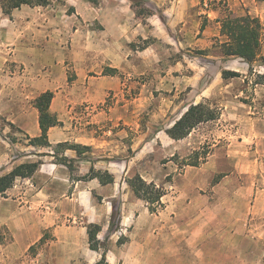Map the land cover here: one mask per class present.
Returning a JSON list of instances; mask_svg holds the SVG:
<instances>
[{
	"label": "rangeland",
	"instance_id": "rangeland-1",
	"mask_svg": "<svg viewBox=\"0 0 264 264\" xmlns=\"http://www.w3.org/2000/svg\"><path fill=\"white\" fill-rule=\"evenodd\" d=\"M144 2L133 6L130 0H49L46 6L24 5L14 10L11 19L0 7V29L7 32V37L22 38L39 49L46 44L48 34V39L62 46L70 80L75 78L71 57L80 64L99 66L107 63L109 51H127V68L122 74L126 78L124 97L118 102L108 99L99 107L108 112V106L117 103L118 115L90 124L97 136L110 131L109 136L118 139L111 144L116 152L105 156L106 164L115 173L126 167L120 192L107 200L109 208L118 212L115 220L119 228L114 233L118 239H130L131 234L120 229L125 203L129 202L136 208L131 220L142 210L149 212L133 239H179V254L185 255L188 264H264V26L262 58L250 72L243 60L226 59L221 52L220 44L226 39L217 20L231 9L227 0ZM57 28L64 32L61 37L53 35ZM10 48L1 43L0 53H8ZM2 67L3 76H23L25 70L24 64L17 67L13 62ZM223 69L241 76L224 80ZM201 102L216 110L219 117L173 144H165L164 137L157 138L190 105ZM125 105L127 111L122 108ZM13 133L2 135L8 136L10 163L0 168V174L29 161L45 162L46 155L31 150L34 146L28 145L26 136L15 129ZM137 143L140 148L148 146L144 158L137 156L140 149L133 151ZM121 148L125 150L122 154ZM196 151L207 153L206 161L199 166L187 165ZM93 152L91 148L77 158L73 173L68 169L72 180L81 176L79 162L91 160L94 167ZM23 156L32 159L18 161ZM135 156L136 161L132 159ZM53 161L57 163L55 156ZM136 174L155 179L157 183H153L164 190L163 207L157 212L152 213L135 195L127 200L122 190L124 178L127 182ZM202 176L207 183L199 184ZM79 200L85 210L64 219L67 227H86L88 215H105V201L94 190L92 195L80 194ZM43 208L40 205L35 210L41 213ZM111 221L110 214L101 222L104 226L99 224L98 238L110 239ZM44 235V239H52L51 232ZM182 239L195 240L190 244ZM40 246L33 247L31 254H36Z\"/></svg>",
	"mask_w": 264,
	"mask_h": 264
},
{
	"label": "crops",
	"instance_id": "crops-1",
	"mask_svg": "<svg viewBox=\"0 0 264 264\" xmlns=\"http://www.w3.org/2000/svg\"><path fill=\"white\" fill-rule=\"evenodd\" d=\"M227 1L231 11L256 16L260 18L264 26V0ZM13 13L14 11L8 16L10 19ZM10 22L13 24L12 20ZM55 32L53 35L56 37H61L64 33L58 28ZM9 35L14 36L11 32ZM7 36V32L0 29V44L7 43L11 46L8 53L6 51L3 54L0 53V71L3 63L7 62H13L17 67L24 64L25 70L23 76H16V74L3 76L0 72V134L2 133L0 135V168L10 163V152L6 147L9 146L6 141L8 136L2 135L15 134L13 129L30 138L41 135L40 114L35 107V101L42 93L47 91L54 93L50 112L58 117L61 125L51 127L48 131V139L52 147H31V150L35 152L46 154L47 158L35 174L31 178H18L6 195L0 196V264H96L100 261L103 251L91 250L87 228L85 226L67 227L64 219L68 216L80 215L85 210V205L80 200L77 202L80 194L92 195L93 190L105 201L106 205L102 207L105 215H97L95 218H90L93 216L88 215V223L104 226L101 222L107 221L108 216L112 215L113 211L109 208L107 200L114 198L120 192L126 167L118 174L106 164L105 156L116 152L111 144L118 142V139L110 137V131L105 132L104 136H97L90 124L101 123L107 117L113 119L118 115L120 109L117 103L114 106H108V112L99 107L108 99L117 102L123 99L126 78L122 74L127 68L126 57L124 60V54L127 51H122L123 54L109 51L105 60L107 63L99 64V66L92 63L80 64L76 61V57H71V68L75 72V78L70 80L69 66L66 64V55L61 50L62 46L58 45L59 43L57 44L53 38L48 39V34H45L46 44L42 49L34 47L31 42L26 43L22 38ZM42 41L39 39L38 42ZM105 69L108 71L114 69L116 72L104 73ZM122 108L128 110L126 105ZM162 137L165 138V144L177 142L165 132L157 136L160 139ZM60 143L79 144L92 148L94 152L90 156L95 160L94 167L113 174L114 183L102 185L98 179L72 180L68 168L53 161L54 149ZM147 147L145 145L140 148V143H137L133 151L140 149L137 156L144 158V154L149 152L146 151ZM124 152L125 150L121 148L120 154ZM60 153L68 158H78L77 152L72 149ZM137 156L132 159L136 161ZM30 157L23 156L18 161L26 162L25 160L32 159ZM91 166V160L79 162V175H86ZM12 169V166L5 169L1 175ZM141 176L147 182L157 183L155 179ZM124 181L122 190L127 200H132L135 198L134 193L129 189L125 178ZM200 183H207L206 178L202 176ZM214 189L216 190V186ZM69 192H72V195L69 196ZM40 205L44 208L40 211L41 213H38L35 208ZM135 210L134 205L125 203L126 215L121 218L120 229L131 235L124 244H118L120 239L114 234L115 232L110 239H100L99 236V240L107 249V262L109 264H188L185 255L179 254V239H159L156 236L154 239L132 238L137 232L136 229L140 228L142 219L149 213L142 210L137 217L135 215V220L134 218L131 220ZM133 224L136 225L132 228ZM125 226L129 229H125ZM146 229L143 228L144 231ZM48 232H51L52 239H44V243L36 254H31L33 247L38 246L45 237L44 234ZM182 240L191 244L195 239Z\"/></svg>",
	"mask_w": 264,
	"mask_h": 264
},
{
	"label": "trees",
	"instance_id": "trees-1",
	"mask_svg": "<svg viewBox=\"0 0 264 264\" xmlns=\"http://www.w3.org/2000/svg\"><path fill=\"white\" fill-rule=\"evenodd\" d=\"M130 1L133 3V6H136L138 3H145V0ZM48 3L49 0H0V7L4 15L10 16L14 10H18L24 5L34 7L46 6ZM226 12L227 14L224 18L217 20L221 26L220 33L226 39L220 44L221 52L226 59L235 58L243 60V62L249 65V71L252 72L254 64L262 58V22L260 18L249 13H245L244 15H235L228 8L226 9ZM202 28H204V25ZM108 72L114 73L116 70L112 69L107 71V73ZM221 74L224 80H230L241 76L239 72L228 69H223ZM260 78H263V76H260ZM53 97L54 93L52 91H47L37 97L35 107L38 109L40 114L39 123L42 133L36 138L27 137L29 140L28 145L34 147H52L48 139V131L51 127L61 125L58 117L50 112V105ZM218 117L219 114L216 110L211 108L208 104L203 102L192 104L186 112H184V114L165 131L170 138L177 141L182 140L188 137L190 133L199 125L214 121ZM67 149L75 150L78 157H81L85 154V152L90 151L91 148L70 143H60L57 145L55 155L53 156L57 159V163L66 166L71 173H73L76 169L74 164L78 161V159H72L64 155H59V152H64ZM206 158L207 153H200L196 151L193 161L187 163V165L199 166L206 161ZM41 164L42 161L26 162L17 165L8 173L3 175L0 174V196H5L6 192L14 186L18 178H31L39 169ZM93 179H98L102 185L113 184L115 180L113 174L108 171L96 170L94 167H92L86 175L73 178L75 181H90ZM127 183L134 195L147 203L152 213L157 212L158 207H163L162 198L164 197L165 192L161 187H157L153 182L148 183L139 174L128 178ZM117 214V210L114 209L112 212L109 234L116 232L119 228V225L115 220ZM86 227L91 250L103 251L100 261L96 264H109L106 260V246L98 238L101 226L90 223ZM44 241L45 240L43 238L39 245L43 244ZM126 241L127 239L121 238L118 241V244L122 245Z\"/></svg>",
	"mask_w": 264,
	"mask_h": 264
}]
</instances>
